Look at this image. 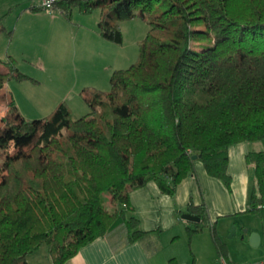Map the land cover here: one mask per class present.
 Listing matches in <instances>:
<instances>
[{
    "label": "trees",
    "instance_id": "16d2710c",
    "mask_svg": "<svg viewBox=\"0 0 264 264\" xmlns=\"http://www.w3.org/2000/svg\"><path fill=\"white\" fill-rule=\"evenodd\" d=\"M73 7L99 8V34L111 41L122 39L117 20L146 16L148 29L138 59L111 72L108 90L87 95L89 112L73 118L60 102L0 131V264H38L27 257L42 245L51 264H62L98 236L113 235L112 248L136 241L149 231L138 227L130 190L152 180L172 196L194 173L193 154L230 190L229 147L264 139V0H58L54 8L69 15ZM0 32L11 34L2 25ZM2 62L0 87L26 76L13 57ZM244 158L256 210L264 203V149ZM181 211L199 217L187 234L208 226L227 259L205 206L189 200Z\"/></svg>",
    "mask_w": 264,
    "mask_h": 264
},
{
    "label": "rangeland",
    "instance_id": "374dc122",
    "mask_svg": "<svg viewBox=\"0 0 264 264\" xmlns=\"http://www.w3.org/2000/svg\"><path fill=\"white\" fill-rule=\"evenodd\" d=\"M100 12L73 7L65 15L60 8H43L40 0H0V25L13 29L10 35L0 32V70L12 52L18 71L26 75L10 77L0 87V131L21 118H41L60 102L73 118L86 114L91 110L86 101L90 91L108 90L111 72L138 59L139 42L148 29L146 16L117 20L122 39L115 42L99 34ZM37 132L16 150L24 152ZM3 157L0 147V165ZM103 203L109 210L115 207L107 193ZM27 259L51 262L45 245Z\"/></svg>",
    "mask_w": 264,
    "mask_h": 264
},
{
    "label": "crops",
    "instance_id": "0c3cea01",
    "mask_svg": "<svg viewBox=\"0 0 264 264\" xmlns=\"http://www.w3.org/2000/svg\"><path fill=\"white\" fill-rule=\"evenodd\" d=\"M3 26L12 34V28ZM9 56L15 55L11 52ZM262 141L247 140L229 147L230 190L222 180L207 174L198 158L194 160V173L176 185L172 196L160 192L152 180L130 190L138 227L149 233L116 248L110 246L113 235L98 236L62 264H219L209 227L188 235L186 225L190 221L180 216L186 211L176 212L189 200L205 206L208 221L214 222L229 261L249 264L264 260V203L250 210L248 193L255 179L244 158L248 150L264 149ZM32 263L42 264L38 260Z\"/></svg>",
    "mask_w": 264,
    "mask_h": 264
},
{
    "label": "built area",
    "instance_id": "2783aa9c",
    "mask_svg": "<svg viewBox=\"0 0 264 264\" xmlns=\"http://www.w3.org/2000/svg\"><path fill=\"white\" fill-rule=\"evenodd\" d=\"M58 0H40V4L43 8L45 9H51L54 8ZM218 262L219 264H239V263H234L231 262L227 259H225L223 256H218ZM249 264H264V260H258L254 261Z\"/></svg>",
    "mask_w": 264,
    "mask_h": 264
},
{
    "label": "water",
    "instance_id": "95a60500",
    "mask_svg": "<svg viewBox=\"0 0 264 264\" xmlns=\"http://www.w3.org/2000/svg\"><path fill=\"white\" fill-rule=\"evenodd\" d=\"M197 157H198L197 154H193L192 155L193 159H196ZM180 216H181V218H183L185 220H188V221H192V222L199 221V217L197 215L191 214V213H188V212H182ZM231 231H232V228H231Z\"/></svg>",
    "mask_w": 264,
    "mask_h": 264
}]
</instances>
